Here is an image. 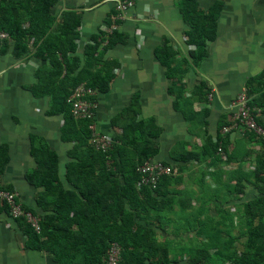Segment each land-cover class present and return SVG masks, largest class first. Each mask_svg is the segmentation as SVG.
Masks as SVG:
<instances>
[{"label":"crops","instance_id":"crops-1","mask_svg":"<svg viewBox=\"0 0 264 264\" xmlns=\"http://www.w3.org/2000/svg\"><path fill=\"white\" fill-rule=\"evenodd\" d=\"M117 1L60 0L52 9L57 23L64 12L80 14L76 54L81 59L85 45L99 32L116 31L124 39L103 56L118 65L109 90H92L87 97L95 100L85 98L94 105L90 125L113 139L121 133L113 119L136 100L138 119L151 118L160 127L159 152L151 161L172 167L163 218L153 224L163 227V232L156 229L160 242L181 237L174 233H242L245 207L260 196L256 174L263 147L258 138L249 140L250 132L242 127L226 135L225 150L212 155L208 147L222 134L219 125L231 124L233 101L243 90L248 94L247 80L264 70V0H198L202 10L216 2L221 10L216 38L208 42V56L196 67L188 56V28L176 0H131L132 7L116 24L112 16ZM164 45L177 52L170 62L172 78L156 55ZM46 64L31 48L16 57L13 42L0 41V189L15 191L39 221L43 213L36 195L43 188L26 180L37 166L33 147L47 144L58 154L61 178L72 147L61 140L64 118L51 113L50 96L33 91L36 71ZM186 153L193 156L182 162ZM4 205L0 201V264H61L57 256L31 247L26 222L12 218ZM176 252L174 258L169 250L167 264H189L186 251ZM215 252V247L209 250L212 256ZM73 259V264H84L81 256Z\"/></svg>","mask_w":264,"mask_h":264},{"label":"trees","instance_id":"trees-1","mask_svg":"<svg viewBox=\"0 0 264 264\" xmlns=\"http://www.w3.org/2000/svg\"><path fill=\"white\" fill-rule=\"evenodd\" d=\"M58 1L0 0V31L6 32L8 40L13 42L14 56H23L31 48L37 59L48 62L37 69L33 91L36 95L50 96L51 113L62 114L64 118L61 140L72 144L67 152L70 161L65 164L62 178L58 154L47 144L33 147L37 166L27 174L26 180L36 188H43L36 195L43 213L40 231L35 232L23 217L18 219L27 224L25 232L31 247L57 256L61 264H73V258L80 256L84 264H105L107 250L114 242L121 247L119 264L146 261L167 264L169 247L158 240L156 231L160 228L163 232V227L154 228L153 224L154 221L161 223L163 218V198L170 192L172 173L160 177L152 188L140 183L138 171L158 154L160 127L151 118L138 119L134 100L113 119V127L121 133L113 138L114 143L104 153L89 143L90 120L76 119L68 102L80 85L97 93L109 90L118 65L104 60L103 56L124 39L116 31L99 32L85 45L81 59L76 54L80 14L64 12L62 22L57 23L52 9ZM176 1L188 28L186 44L191 47L188 52L191 66L196 67L208 56V42L216 38L221 5L216 2L202 10L198 0ZM175 54L176 51L165 45L156 51L168 78L174 75L170 62ZM246 90L248 106L258 114L256 122L264 129V70L247 80ZM86 99L92 101L95 97ZM225 124L219 125V132ZM227 134L218 135L215 143L210 141V154L226 149ZM250 136L258 138L263 147L256 174L260 196L245 207L242 233H206V249L190 254L189 264H264V144L251 131L249 140ZM192 156L186 153L180 160L187 162ZM214 247L213 257L209 250Z\"/></svg>","mask_w":264,"mask_h":264},{"label":"built area","instance_id":"built-area-1","mask_svg":"<svg viewBox=\"0 0 264 264\" xmlns=\"http://www.w3.org/2000/svg\"><path fill=\"white\" fill-rule=\"evenodd\" d=\"M131 0H118L115 5L116 14L112 16L113 22L121 20L125 11L132 7ZM8 39V34L0 31V41ZM93 91L87 89L84 85L78 86L69 97L68 102L71 104L72 115L76 119H92L94 105L84 99L87 95H92ZM232 107L234 108L233 119L230 125L222 127L221 133H230L239 127L244 128L246 131L253 132L256 136L262 138L264 144V129L256 122L258 114L254 113V109L248 106V96L243 90L239 93L233 101ZM91 130L90 142L97 150L106 153L112 146L113 139L107 135L94 132V126L90 125ZM141 174V184L148 185L155 188L158 179L162 176L170 175L172 168L164 165L159 161H148L141 165L138 169ZM0 201H2L8 209L10 216L14 219L23 217L26 222L32 227L35 232L40 231L39 219L29 211H25L23 206L18 201V195L15 191H7L0 189ZM121 247L117 243H111L106 254L105 264H119L120 262Z\"/></svg>","mask_w":264,"mask_h":264},{"label":"rangeland","instance_id":"rangeland-1","mask_svg":"<svg viewBox=\"0 0 264 264\" xmlns=\"http://www.w3.org/2000/svg\"><path fill=\"white\" fill-rule=\"evenodd\" d=\"M206 233L191 235V233H174L176 236H181L177 240L172 238L167 239L166 243L169 247L171 256L175 258L178 249H183L189 255L194 253L197 249H206V240L204 239ZM219 264V263H218Z\"/></svg>","mask_w":264,"mask_h":264}]
</instances>
